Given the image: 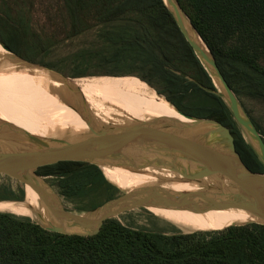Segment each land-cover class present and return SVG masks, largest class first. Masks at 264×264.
<instances>
[{"label": "trees", "instance_id": "trees-1", "mask_svg": "<svg viewBox=\"0 0 264 264\" xmlns=\"http://www.w3.org/2000/svg\"><path fill=\"white\" fill-rule=\"evenodd\" d=\"M58 1L67 25L64 39L99 28L91 47L74 54L75 66L67 76L98 75L99 70L91 72V68L100 67L105 75H132L126 77L143 80L164 98L150 86L119 77L109 80L120 100L114 99L113 92L106 94L133 117H156L158 97L162 111L174 120L188 121L165 98L186 114L215 119L231 130L244 163L264 173L263 162L224 99L198 85L200 82L216 90L164 0ZM177 1L238 98L243 91L264 100V0ZM20 2L0 0V41L26 61L53 69L54 64L39 59L47 48L32 37L36 31L25 22L26 12L19 7ZM133 110L140 113L136 115ZM246 111L264 137L260 123ZM37 173L54 177V185L69 200L105 194L103 201L93 199L91 204L79 206L80 210L96 209L120 194L94 164L60 161L41 166ZM0 200H23L15 207L0 204L5 210L0 211V264H264V223L232 225L259 219L239 220L210 230L159 232L129 227L111 218L97 234H63L49 231L32 219L38 213L47 215L38 194L22 190L15 195L7 190L0 194Z\"/></svg>", "mask_w": 264, "mask_h": 264}, {"label": "water", "instance_id": "water-1", "mask_svg": "<svg viewBox=\"0 0 264 264\" xmlns=\"http://www.w3.org/2000/svg\"><path fill=\"white\" fill-rule=\"evenodd\" d=\"M164 1L172 11L183 36L212 77L216 90L200 82H197L198 85L224 99L245 139L264 164V137L231 88L217 60L178 1ZM191 33L201 38L207 51L197 43ZM0 45L21 62L48 71L81 99L78 105L69 104L88 127V135L79 140L40 137L0 120V143L14 147L0 150V174L19 180L39 195L51 220H45L38 213L40 221L36 222L47 230L63 234L93 235L100 231L107 219L117 218L135 209L150 208L194 212L238 210L247 212L260 221L232 225L264 223V173L253 171L244 163L236 149L234 136L227 126L215 119L186 114L166 98L188 121L146 117L121 125L111 122L108 123L109 126L99 124L89 110L81 89L72 86L77 78H70L42 65L30 63L1 41ZM155 92L163 97L156 90ZM60 161L85 162L97 165L101 170L104 166L169 170L183 181L198 184L200 189L177 191L159 184L145 185L128 190L96 209L75 212L62 203L51 184L43 180L45 176L37 173L41 166Z\"/></svg>", "mask_w": 264, "mask_h": 264}, {"label": "bare ground", "instance_id": "bare-ground-1", "mask_svg": "<svg viewBox=\"0 0 264 264\" xmlns=\"http://www.w3.org/2000/svg\"><path fill=\"white\" fill-rule=\"evenodd\" d=\"M186 22L189 27L190 24L187 19ZM192 36L207 51L201 38L195 33ZM52 78H54L53 75H44L26 68L23 62L5 51L0 45V120L40 137H49L58 133L77 138L84 134L88 129L86 122L78 112L64 102L78 104L75 100L78 98L81 102L80 97L56 85ZM86 100L89 110L99 124L111 122L107 118L109 117L111 120L113 116L123 118L122 122L119 123L120 125L134 119L146 118L124 115L111 106L98 107L91 105L88 99ZM17 101L22 108L20 112L13 108ZM95 107L100 109L96 115L93 113ZM155 110L159 115L173 119L162 111L159 100L155 103ZM23 113L27 114L29 120L21 119L17 122L18 124H13V119H17V116L22 118ZM8 119L11 121L8 122ZM114 124L117 123L114 122ZM102 170L105 175L111 176L117 182L127 184L132 190L151 184H159L177 191L200 189L198 184L183 181L169 170H159L152 167L139 169L125 166H104ZM26 190H32L36 193L29 187ZM149 210L172 221L186 232L210 230L239 220L258 219L247 212L238 210H209L205 212L159 208H150ZM33 218L40 221L39 216ZM43 218L47 221L51 220L48 214Z\"/></svg>", "mask_w": 264, "mask_h": 264}, {"label": "rangeland", "instance_id": "rangeland-1", "mask_svg": "<svg viewBox=\"0 0 264 264\" xmlns=\"http://www.w3.org/2000/svg\"><path fill=\"white\" fill-rule=\"evenodd\" d=\"M19 7H23V9L26 12L25 22L31 25L33 31L34 30L36 31V36L33 34L32 37L36 38L37 42L42 46V48L43 47L47 48L46 49L47 51L45 52V54L42 55V57H39V59L44 60L47 63L54 64L55 67L52 69L53 71L67 76V74H69L74 69V66H75L74 59H73L74 54L83 48L91 47V44L95 40L96 31L99 28L95 27L94 29L84 34H81L79 36L64 39L67 34V25H66L65 20L62 18V12L60 11V3L58 0H21V2L19 3ZM262 63L264 64V57L262 59ZM98 68L100 67L91 68L92 70L91 72L99 70L97 71L98 75L77 78V80L74 81L72 86L80 88L84 96L90 97V98L86 97V99H88V102L91 103V105L98 106V107L105 106V105L111 106L114 110L120 111V113L124 115H129L124 110H122L112 98H110L106 94L107 92L109 93L113 92L114 94H112V96L114 97V99L120 100L117 97L118 95L115 94V91L112 88L111 81L109 80L110 77L125 78L128 80H133L136 83H141L145 85L147 84L137 79L126 77V76H132V75H119V76L105 75L103 71L105 69H98ZM52 81L56 85L68 90L65 84L62 83L60 80L52 78ZM218 89L219 90L221 89L219 84H218ZM240 99L245 105L244 108L246 107L245 109H247L251 113V115L256 119V121H258V123H260V125L262 126L264 130V100L255 98L251 95H248L247 93H244L243 91L240 95ZM74 100H75V97H74ZM157 100H158V97H157ZM75 101L77 103L80 102L78 98ZM98 101H103L105 103L100 104ZM64 102L67 104H72V105L74 104L68 101H64ZM98 107L97 109L95 107V110L93 111L95 115L98 114V112H100V109H98ZM13 108L19 112L22 109L18 101L14 103ZM133 113L138 115L140 112L138 110H133ZM22 116H23L22 118H19L17 116L16 117L17 119H13L14 123L13 122L11 123L18 124L17 122L21 121V119L29 120V117L27 116V114L23 113ZM156 117H163V116L157 113ZM107 120L111 121L112 123L115 122L119 124L122 122L123 118L121 116H113L111 120L109 117L107 118ZM10 121L11 119H8V122ZM108 123H105L106 124L105 126H109L110 124ZM88 133L89 131L85 132L84 134H82L81 136L77 138H72L68 136L67 134L60 135L58 133H54L50 135L49 137L62 138L66 140H79L81 138L86 137ZM11 146L12 145H9L7 143H0V150H4L8 148L14 149V147H11ZM105 176L107 177L109 181L110 180L112 181V182L110 181L111 183H113L114 180L111 176H108V175H105ZM43 180L51 184L55 192L59 194L62 203L71 211L80 210L79 206L89 205L93 202V199L94 201H97V202L103 201L105 197V194L100 192L94 197H88L83 201L66 200L60 194L58 188L54 185L53 180H56L54 179V177L46 176L43 178ZM28 187L29 189L31 188L30 186ZM28 187L24 186L22 182H20L19 180L15 178H12L5 174H0V194L5 193L7 190H10L15 195L21 194L22 190H24L25 192L32 191V190H26ZM117 188L120 190V194H123L126 191H128V189H123V188H120L119 186H117ZM24 197H25V194H24ZM39 202L42 203L41 201ZM3 203L10 205V206H14V207L15 205L19 204V202L0 200V204H3ZM89 210H92V209H89ZM0 211H3V210L0 209ZM19 216H25V215H19ZM117 218L123 224L129 227L138 228V229H147L150 231H159V232H172L175 229H181V227L177 226L172 221L162 216L156 215L148 209H135V210L123 213L119 215ZM32 219L35 221H39V220H36L35 218H32ZM54 223L56 222L54 221Z\"/></svg>", "mask_w": 264, "mask_h": 264}, {"label": "flooded vegetation", "instance_id": "flooded-vegetation-1", "mask_svg": "<svg viewBox=\"0 0 264 264\" xmlns=\"http://www.w3.org/2000/svg\"><path fill=\"white\" fill-rule=\"evenodd\" d=\"M46 177V176H45ZM111 181V180H110ZM112 182V181H111ZM113 183L115 184V185H117V186H119L120 188H123V189H128V190H130V188H129V186L127 185V184H123V183H121V182H117V181H113ZM66 200H69V199H67L65 196H63ZM71 201L72 200H74V199H70ZM73 211H75V212H80V211H88V210H73Z\"/></svg>", "mask_w": 264, "mask_h": 264}]
</instances>
